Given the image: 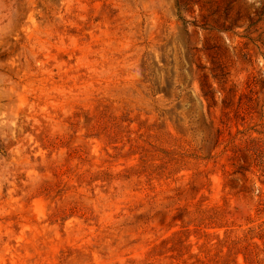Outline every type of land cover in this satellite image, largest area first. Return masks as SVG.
<instances>
[{
	"label": "rangeland",
	"instance_id": "rangeland-1",
	"mask_svg": "<svg viewBox=\"0 0 264 264\" xmlns=\"http://www.w3.org/2000/svg\"><path fill=\"white\" fill-rule=\"evenodd\" d=\"M0 264H264V0H0Z\"/></svg>",
	"mask_w": 264,
	"mask_h": 264
}]
</instances>
